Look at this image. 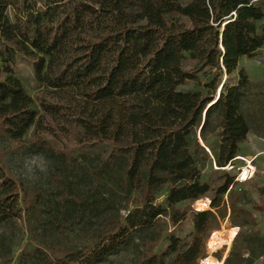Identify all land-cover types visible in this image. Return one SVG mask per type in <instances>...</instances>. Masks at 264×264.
Segmentation results:
<instances>
[{
	"label": "trees",
	"instance_id": "obj_1",
	"mask_svg": "<svg viewBox=\"0 0 264 264\" xmlns=\"http://www.w3.org/2000/svg\"><path fill=\"white\" fill-rule=\"evenodd\" d=\"M263 20L264 0H0V137L20 142L34 128L32 144L48 151L38 132L47 131L45 118L59 122L77 146H106L88 157L92 172L139 198L123 218L95 233L94 244L56 245L51 256H20L16 264L103 263L127 250L138 232L160 230L164 219L177 226L187 218L178 206L206 197L209 210L190 212V241L170 236L166 249L154 254L155 242L145 240L141 263L164 264L170 257L168 264H197L225 221L239 232L224 264L263 257L264 237L234 176L222 173L210 186L201 180L198 159H208L198 142L207 132L218 133V169L235 160L247 139L242 103L252 84L238 66L264 47ZM17 59L30 63L42 89V116L16 72ZM186 60L191 69L184 68ZM204 70L210 79L201 90H179L199 84ZM162 191L166 208L155 205ZM69 196L61 207L92 206L85 195ZM22 206L40 222L41 194L20 190L0 160V225L20 218Z\"/></svg>",
	"mask_w": 264,
	"mask_h": 264
},
{
	"label": "rangeland",
	"instance_id": "obj_2",
	"mask_svg": "<svg viewBox=\"0 0 264 264\" xmlns=\"http://www.w3.org/2000/svg\"><path fill=\"white\" fill-rule=\"evenodd\" d=\"M188 2L189 0H180L182 5ZM177 21L190 27L189 21L184 17H178ZM258 27L260 30L264 28V20L258 23ZM183 66L185 69H191L194 63L186 60ZM1 68L0 64V70ZM241 68L244 69L252 84L242 103V112L250 132L247 141L233 161L234 169L229 171L225 167L218 169L214 164L219 143L218 133L207 132L205 142L198 140L208 155V159L201 156L198 158L201 180L210 186L218 181L222 173L235 176L237 168L245 165L244 160L239 159L240 157L250 160L256 157L258 150H264V50H258L251 59L242 58L238 66V69ZM16 72L26 93L34 100L33 108L42 116V110L37 102V96L42 89L35 82L30 63L17 59ZM198 78L199 84L189 82L179 90L185 92L201 90L200 86L210 79V74L204 70ZM224 79L225 76L222 81ZM236 80L237 74L234 73L230 83L234 84ZM218 91L219 89L215 96ZM43 124L47 131H39L38 137L49 145L48 151L38 149L32 144L34 128L20 142L13 143L0 137V160L5 165L7 174L20 190L39 192L42 202L39 223L35 221L36 217L26 213L22 206L20 218L0 225V264H16L20 256L23 258H31L33 255L51 256L49 250L56 245L69 249L90 246L95 242L96 232L103 230L109 220L123 218L128 210L137 205L136 202L139 199L136 194L130 197L124 196L112 179L107 176L98 178L92 172L88 157L100 155L106 151V146L97 144L79 147L74 137L66 134L59 122H52L45 118ZM252 166L255 169L254 176L245 184H238L236 191L244 195L245 208L254 216L257 222L256 229L264 237V194H260V191L264 190V154L255 158ZM67 191L69 197L74 199L77 195H85L92 201V206L65 205L61 207L59 204ZM203 199L209 201L207 197ZM194 203H182L178 206L186 211L187 218L177 226H171L168 220L164 219L160 230L148 229L138 232L127 250L109 257L100 264H142L144 241L148 239L155 242L152 248L154 254H160L166 249L170 236L190 241L192 234L190 212H198L193 209ZM155 205L166 208L164 191L157 195ZM232 228H237V235L239 228L231 227L228 221L221 224L219 231ZM235 237L231 241L232 244ZM231 243L229 246L222 245L216 250H210L206 242L204 259L210 258L224 264L232 246ZM170 259L165 257L164 264H168ZM254 264H264V256L255 260Z\"/></svg>",
	"mask_w": 264,
	"mask_h": 264
},
{
	"label": "bare ground",
	"instance_id": "obj_3",
	"mask_svg": "<svg viewBox=\"0 0 264 264\" xmlns=\"http://www.w3.org/2000/svg\"><path fill=\"white\" fill-rule=\"evenodd\" d=\"M217 98V96H216ZM215 101V100H214ZM214 101L212 103H214ZM211 103V104H212ZM240 160H245L244 158L240 157ZM252 171H255L252 168ZM209 201L207 199L198 200L194 203L193 209L196 211H204L209 209ZM237 228H232L227 231H215L211 234L209 239L207 240V247L210 250H216L220 248L222 245L229 246L233 238L236 236ZM232 244V243H231ZM203 264H218L215 261L211 260L210 258H206Z\"/></svg>",
	"mask_w": 264,
	"mask_h": 264
},
{
	"label": "built area",
	"instance_id": "obj_4",
	"mask_svg": "<svg viewBox=\"0 0 264 264\" xmlns=\"http://www.w3.org/2000/svg\"><path fill=\"white\" fill-rule=\"evenodd\" d=\"M256 157H254L253 159H250V160H244L245 162V165L240 167V168H237V173L235 174L234 176V181L237 183V184H245L246 182H248L249 180L252 179V177L254 176V172L255 171H252V168H254L252 166V163H253V160L255 159ZM233 162H230L226 167L225 169L226 170H232L234 169V167L232 166ZM205 259H201L197 262V264H203ZM215 261V260H213ZM216 263L218 264H222L221 262H218V261H215Z\"/></svg>",
	"mask_w": 264,
	"mask_h": 264
},
{
	"label": "crops",
	"instance_id": "obj_5",
	"mask_svg": "<svg viewBox=\"0 0 264 264\" xmlns=\"http://www.w3.org/2000/svg\"><path fill=\"white\" fill-rule=\"evenodd\" d=\"M260 50H261V49H260ZM262 50H264V47L262 48ZM247 139H248V136H247ZM247 139H246V141H247ZM246 141H245V142H246ZM245 142H244L243 144H245ZM243 144H242V145H243ZM242 145L240 146V149L242 148ZM261 154H264V150H263V151H262V150H258L257 153H256V155H255L256 158H257L259 155H261Z\"/></svg>",
	"mask_w": 264,
	"mask_h": 264
},
{
	"label": "water",
	"instance_id": "obj_6",
	"mask_svg": "<svg viewBox=\"0 0 264 264\" xmlns=\"http://www.w3.org/2000/svg\"><path fill=\"white\" fill-rule=\"evenodd\" d=\"M221 31H222V29H221ZM223 81H224V80H223ZM223 81H222V82H223ZM222 82H221V83H222ZM220 86H221V85H219V87H220Z\"/></svg>",
	"mask_w": 264,
	"mask_h": 264
}]
</instances>
